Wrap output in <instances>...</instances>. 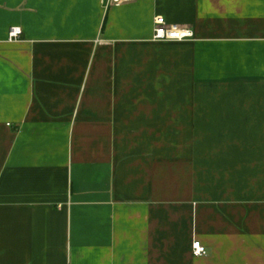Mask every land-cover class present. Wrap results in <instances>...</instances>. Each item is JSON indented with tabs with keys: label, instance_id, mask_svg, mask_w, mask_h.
<instances>
[{
	"label": "crops",
	"instance_id": "obj_1",
	"mask_svg": "<svg viewBox=\"0 0 264 264\" xmlns=\"http://www.w3.org/2000/svg\"><path fill=\"white\" fill-rule=\"evenodd\" d=\"M107 3L0 0V264H264V0Z\"/></svg>",
	"mask_w": 264,
	"mask_h": 264
},
{
	"label": "built area",
	"instance_id": "obj_2",
	"mask_svg": "<svg viewBox=\"0 0 264 264\" xmlns=\"http://www.w3.org/2000/svg\"><path fill=\"white\" fill-rule=\"evenodd\" d=\"M132 0H108L107 6H118L124 2ZM154 32L153 41L155 42H184L193 40L195 38V33L189 29H182L176 26H169L162 16H157L154 20ZM22 29L19 27H12L9 30V42H16L22 36ZM193 254L197 257H202L207 255V247L199 240L193 241L192 244Z\"/></svg>",
	"mask_w": 264,
	"mask_h": 264
}]
</instances>
